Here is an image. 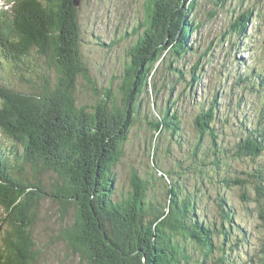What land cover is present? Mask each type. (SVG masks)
Returning a JSON list of instances; mask_svg holds the SVG:
<instances>
[{"label":"trees","instance_id":"obj_1","mask_svg":"<svg viewBox=\"0 0 264 264\" xmlns=\"http://www.w3.org/2000/svg\"><path fill=\"white\" fill-rule=\"evenodd\" d=\"M12 2L15 4L9 14H0V19L1 15L10 18L7 16L6 24L0 25V58L20 67L34 52L55 69L56 78L52 83L43 77L40 88L27 95L0 85V133L12 144L11 149L0 148V264H43L33 231L40 202L46 197L59 205V238L70 248V255L76 256L75 264H189L191 253L184 243L203 255L200 264L207 257L222 264L223 256L214 257L215 253H224L227 240L229 245L235 242L234 249L239 242L233 236L234 211L222 195L217 194V215L210 222L200 207L201 198H197L198 192L204 190L202 186L189 199L179 196L173 183L166 192L167 204L161 205L146 199L149 180H140L134 173L130 192L113 198L114 168L123 156V146L139 115L143 95L150 90L159 91L157 77L164 69L167 77L178 75L173 85L184 80L183 72L173 64L191 51L188 38L199 26L188 16L197 0H145L144 19L132 28L134 33L141 34L129 48L130 61L116 92L109 88L91 106L77 105L75 96L80 76L93 90L94 97L98 98L99 92L81 56V29L73 0ZM161 3L164 6L160 8ZM252 15V9L240 12L227 35L245 38ZM205 56L206 52L199 60ZM198 67L199 61L191 69L189 86L198 79ZM244 82L250 92L264 99L262 67H252L250 74L237 77V84ZM163 87L164 84L160 86ZM218 97L213 96L207 109L201 104V112L194 119L199 140L205 133L209 138L206 154L203 152L201 157L223 155L236 162L251 161L254 166L247 172L240 170L239 176L245 177L240 178L234 175L233 165L212 157L208 165L213 167L214 174L207 173L202 159L193 166L188 164L187 171L201 182L204 176L210 185L216 180L226 189L239 187L245 205L255 204V229L262 232L263 238L259 239L257 258L250 261L264 264V158L259 160L264 156V152H259L264 151V107L256 126L249 129L242 124L241 131L237 130L236 150L231 158L225 150L218 154L217 145L225 143L223 134L213 130ZM144 105L147 107L146 102ZM169 110L167 107L157 120H146L156 137L164 131L174 136L178 131L176 111L173 109L170 115ZM146 143H152L151 139ZM45 173L53 174L49 192L41 179ZM155 181L153 178L152 182ZM70 212L72 221L68 222ZM218 238L222 239L220 246L215 243Z\"/></svg>","mask_w":264,"mask_h":264},{"label":"rangeland","instance_id":"obj_2","mask_svg":"<svg viewBox=\"0 0 264 264\" xmlns=\"http://www.w3.org/2000/svg\"><path fill=\"white\" fill-rule=\"evenodd\" d=\"M2 1L6 3L7 0ZM144 1L81 0L77 8L82 37L81 56L90 79L95 83L99 92V97H94L93 90L80 76L77 79L75 92L77 105H94V102L102 98L109 88L116 92L124 75V68L130 61L129 48L134 46L141 34L140 32L134 33L133 29L136 28L135 24L144 19ZM239 1L197 0L188 16L194 25L199 26L198 30L188 38L191 51H188L182 60L175 62L176 65L173 64V67L183 72L184 80L173 85L172 82L177 79L178 75L173 78L167 77L168 74L164 69V73L160 72L157 77L159 85L156 86V90L159 91L155 93L150 90L149 86L147 87L150 91L143 95L139 115H136L135 124L131 127L128 139L123 146V156L114 168L116 176L114 199L120 194L126 196L130 192L131 174L134 173L140 180H149L145 193L146 199L159 202L161 205L167 204L169 195L166 192L173 183L176 185L177 194L189 199H193L197 187L202 186L204 190H200L201 194L198 192L197 198H201L200 207L210 222L213 216L217 215L215 204L217 194L222 195L234 211L236 227L233 236L239 241L237 248L234 249L235 242L232 241L229 245V240H227L223 247L224 253L220 251L215 253L214 257L223 256L222 264H252L250 259L257 258L256 250L263 234L255 229L257 224L255 204L249 202L245 205L240 198L239 187L226 189L222 184H217L216 180L210 185L204 176L201 182L198 176H192L187 171V166L188 164L193 166L195 162L202 159L207 164V173L214 174L213 167L209 168L208 164L213 161L212 157L218 158L223 163L233 165L236 171L234 175L240 178H245L239 176L240 170L247 172L254 166L251 161L236 162L223 155H212V157L205 155L204 159L201 156L206 154L205 147H208L209 138L205 133L199 140L198 132L194 127V119L201 112V104L207 109L213 96L217 94L219 110L216 122L213 123V130L216 128V132L223 134L224 142L227 143L217 145L218 154H223L222 150H225L226 154L231 156L236 150L237 130L241 131L242 124L251 129L257 125L261 117L264 99L260 94L250 92L246 82L237 84L236 79L238 76L244 78L248 72L250 74L252 67L256 70L257 67L264 69V0ZM161 6H164L163 3L159 5L160 8ZM245 9L253 10L246 37L228 36L227 30L230 24ZM205 52L206 56L199 60ZM33 53L26 64L20 67H15L13 63L0 58V85L5 84L27 95L40 88L43 77L54 83L55 69L49 67L45 60L37 58ZM197 61H199V67L195 75L198 79L192 86H189L192 78L191 69ZM154 71L155 66L152 72ZM152 72L149 77H152ZM155 75L156 73L152 79ZM163 84L164 87L160 88ZM171 88L172 91H170ZM167 107L170 108V115L173 109L176 111L180 124L178 131L174 136H171L169 131H164L160 137H156L155 131L149 128L147 121L159 119L158 117ZM152 135L154 138H151ZM149 138L152 141L150 144L146 143ZM11 147V142L0 133V148L5 151ZM192 153L197 157H194ZM231 158L234 157L231 156ZM263 158L264 156H261L259 160L262 161ZM28 173L31 171L28 170ZM52 175L51 173L41 175L47 192L50 191V185L54 182ZM153 178L156 180L155 183L152 182ZM58 208L59 205L52 202L49 197L40 202L37 223L33 231L36 244L39 247L43 264H75L76 256L70 255L72 253L70 248L59 238L61 228ZM166 213L167 211L163 212L164 217ZM72 215L73 213L70 212L66 218L68 222L72 221ZM244 237L246 239H243ZM221 242V238L215 240L218 246ZM184 246L191 253L189 264H200L203 255L191 248L192 245L189 243H184ZM231 247L232 251H230ZM212 259L207 257L204 264H216Z\"/></svg>","mask_w":264,"mask_h":264},{"label":"water","instance_id":"obj_3","mask_svg":"<svg viewBox=\"0 0 264 264\" xmlns=\"http://www.w3.org/2000/svg\"><path fill=\"white\" fill-rule=\"evenodd\" d=\"M74 7H78L80 5V0H73Z\"/></svg>","mask_w":264,"mask_h":264},{"label":"clouds","instance_id":"obj_4","mask_svg":"<svg viewBox=\"0 0 264 264\" xmlns=\"http://www.w3.org/2000/svg\"><path fill=\"white\" fill-rule=\"evenodd\" d=\"M80 3H81V0H80ZM79 7V6H78ZM78 7H75V8H78ZM80 27V26H79Z\"/></svg>","mask_w":264,"mask_h":264}]
</instances>
